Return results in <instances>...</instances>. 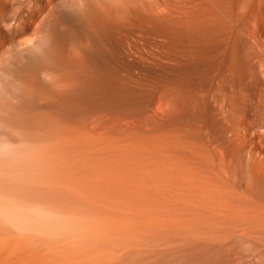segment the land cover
<instances>
[{"label": "bare ground", "instance_id": "6f19581e", "mask_svg": "<svg viewBox=\"0 0 264 264\" xmlns=\"http://www.w3.org/2000/svg\"><path fill=\"white\" fill-rule=\"evenodd\" d=\"M0 264H264V0H0Z\"/></svg>", "mask_w": 264, "mask_h": 264}]
</instances>
